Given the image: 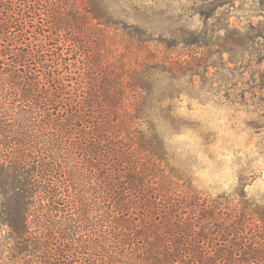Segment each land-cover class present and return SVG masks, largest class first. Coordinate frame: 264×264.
I'll return each mask as SVG.
<instances>
[{"label":"trees","instance_id":"16d2710c","mask_svg":"<svg viewBox=\"0 0 264 264\" xmlns=\"http://www.w3.org/2000/svg\"><path fill=\"white\" fill-rule=\"evenodd\" d=\"M125 17L0 0L2 245L16 264H264L263 204L179 184L154 117L188 61ZM97 24L123 28L119 58Z\"/></svg>","mask_w":264,"mask_h":264},{"label":"rangeland","instance_id":"374dc122","mask_svg":"<svg viewBox=\"0 0 264 264\" xmlns=\"http://www.w3.org/2000/svg\"><path fill=\"white\" fill-rule=\"evenodd\" d=\"M109 2L149 32L148 49L178 55L179 66L188 61L154 117L179 184L211 196L241 187L264 205V0ZM97 31L119 58L123 28L97 24ZM195 40L197 49L183 44ZM7 232L0 223V264H16L2 245Z\"/></svg>","mask_w":264,"mask_h":264}]
</instances>
